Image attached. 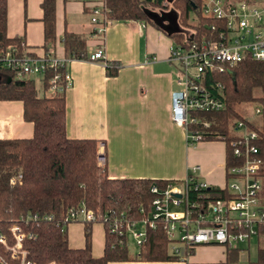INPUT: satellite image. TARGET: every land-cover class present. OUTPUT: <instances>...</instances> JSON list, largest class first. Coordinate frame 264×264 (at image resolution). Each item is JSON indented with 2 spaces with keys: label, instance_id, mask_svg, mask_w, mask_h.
Returning <instances> with one entry per match:
<instances>
[{
  "label": "trees",
  "instance_id": "1",
  "mask_svg": "<svg viewBox=\"0 0 264 264\" xmlns=\"http://www.w3.org/2000/svg\"><path fill=\"white\" fill-rule=\"evenodd\" d=\"M170 0H103L104 16L110 21H140L162 31L173 42L213 39L219 30L215 19L201 14V0H171L172 9L164 3ZM44 46L54 41V0H41ZM213 27V28H211ZM6 1L0 0V53L6 46L21 50L20 37L7 38ZM186 30H189L186 31ZM61 44L65 58L86 57L85 38L63 32ZM119 64L108 62L106 74L113 76ZM60 67L46 69L40 76L41 88ZM62 83V82H59ZM213 90L219 87L224 108L215 112H193L207 127H196L208 132L203 140H220L225 146V167L232 165L228 141L235 122L242 121L256 132L254 144L261 159L260 177L264 198V59L245 58L223 72H213L205 79ZM63 92L54 96L37 95L34 80H15L11 71L0 69V101H19L22 118L31 122L29 138L0 139V232L7 243L12 242V226L23 234L21 248L26 260L33 264H107L128 260L167 261L177 257L167 253V241L161 223L145 228V236L130 255L125 238L110 232L111 222L123 212L130 221L147 216L154 195L151 185L163 188L168 180L107 178L105 169L96 161L95 139H71L65 134V105ZM252 102L259 107L258 121L248 120L236 109L242 103ZM202 140V141H203ZM20 174L19 182L10 178ZM208 200L229 196L225 188L210 186L202 190ZM82 203L92 211L106 213L109 222H103L102 254L92 257L90 252V224L84 223L82 248H69L66 227L61 226L65 211ZM36 214L37 220H25ZM50 217L49 219L43 218ZM261 244L256 250V261L264 264V225L258 227ZM228 260L237 258L235 251L224 250ZM0 252H3L0 246Z\"/></svg>",
  "mask_w": 264,
  "mask_h": 264
},
{
  "label": "crops",
  "instance_id": "2",
  "mask_svg": "<svg viewBox=\"0 0 264 264\" xmlns=\"http://www.w3.org/2000/svg\"><path fill=\"white\" fill-rule=\"evenodd\" d=\"M5 1L6 37L22 38L30 55L42 56L51 51L52 56L65 58L61 40L63 32H69L85 38L86 53L102 47L104 61L119 64L116 74L108 76L102 62L70 59L66 63L71 76L63 92L66 137L103 143L107 178L181 182L192 174L208 186L223 188L226 185L224 143L203 140L187 145L182 127L170 119L171 92L179 88L177 67L167 61L168 48L173 42L170 37L149 24L134 20L111 21L102 35L93 36L88 0H54V41L44 46L41 0ZM34 77L39 83L37 88L34 81L36 94L40 95V76ZM31 135L32 124L23 120L21 103L0 101V139ZM192 166L198 168L191 172ZM83 226L81 222L66 225L69 248L84 246ZM103 236L101 223L90 224L92 257L102 254ZM254 239L258 242L257 237ZM210 246L198 245L190 254L174 260L136 259L107 264L251 263L247 250L249 241L229 249L215 245L210 253L193 258L195 250ZM224 250L235 251L237 258L228 260ZM136 252L137 248L129 254ZM244 252L246 258L241 259Z\"/></svg>",
  "mask_w": 264,
  "mask_h": 264
},
{
  "label": "built area",
  "instance_id": "3",
  "mask_svg": "<svg viewBox=\"0 0 264 264\" xmlns=\"http://www.w3.org/2000/svg\"><path fill=\"white\" fill-rule=\"evenodd\" d=\"M103 0H88L90 23L94 25L92 35L100 36L111 23L103 13ZM201 14L215 19L219 25L213 39L185 40L172 42L168 48L167 61L177 67L178 89L171 92L170 119L181 126L187 145L202 141L208 132L198 129L207 127V122L199 120L193 112H215L224 108L219 87L211 90L205 79L213 72H223L245 58L264 59V0H201ZM213 28V27H211ZM73 58H56L51 51L42 56L30 55L21 41V50L8 45L0 53V69L11 71L15 80L41 76L49 68L60 67L47 80V87L41 90L45 97L54 96L66 89L71 76L66 63ZM83 60L104 61L102 47L86 53ZM62 82V83H59ZM259 114V107L253 108ZM228 141L235 163L225 167L227 197L208 200L202 190L208 189L205 182L188 174L181 182L168 180L163 188L154 184L149 191L154 195L147 216L137 221L128 220L123 212L111 222L110 232H116L126 239L130 236L135 246H139L145 236V228H153L161 223L167 241L169 255L185 257L198 245H221L235 248L258 235V227L264 225L263 182L260 177L261 159L254 144L257 134L242 121L235 122ZM96 161L104 167L103 143L97 144ZM198 167L192 166L191 172ZM20 174L12 176L11 184L19 182ZM36 214L27 215L25 220H37ZM49 219L50 217L44 216ZM71 222L92 224L109 222L106 213L92 211L82 203L65 211L61 226ZM12 242L7 243L0 232V264H33L25 258L21 248L23 234L12 226L9 229Z\"/></svg>",
  "mask_w": 264,
  "mask_h": 264
},
{
  "label": "rangeland",
  "instance_id": "4",
  "mask_svg": "<svg viewBox=\"0 0 264 264\" xmlns=\"http://www.w3.org/2000/svg\"><path fill=\"white\" fill-rule=\"evenodd\" d=\"M164 5H165L166 10L172 9L171 8L172 7L171 0L164 3ZM186 31L189 32V30H186ZM32 78L35 79L34 80L35 81V87L39 88V83H38L36 77L32 76ZM41 94L42 93H40V95ZM255 106H256L255 103L247 102V103L240 104L239 106L236 107V109L242 116H244L248 120L258 121V116L253 114V108ZM256 244L260 245L261 244L260 240L258 239V242H257L254 238H251L249 240V247L247 249L248 250V260L250 262H253V263L256 261ZM125 245H126L128 252H135L136 251L137 246L134 245L133 240L130 236L127 237ZM210 247H212V248H210ZM210 247L204 248V249H207V251H205L204 249H201V250L198 249L197 251L195 250V254H194L193 258H195V259H197L198 257L200 258L202 256L201 254H204L205 252L210 253L211 249H213V247H215V245H212ZM243 247H245V246H243ZM137 250H138V248H137ZM245 258H246V253L244 252V254H242L241 259H245Z\"/></svg>",
  "mask_w": 264,
  "mask_h": 264
}]
</instances>
